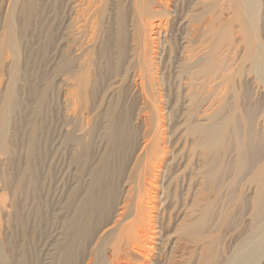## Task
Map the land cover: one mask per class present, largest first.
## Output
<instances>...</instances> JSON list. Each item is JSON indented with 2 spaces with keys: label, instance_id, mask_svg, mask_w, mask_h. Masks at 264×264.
Wrapping results in <instances>:
<instances>
[{
  "label": "bare ground",
  "instance_id": "6f19581e",
  "mask_svg": "<svg viewBox=\"0 0 264 264\" xmlns=\"http://www.w3.org/2000/svg\"><path fill=\"white\" fill-rule=\"evenodd\" d=\"M7 1L4 19L8 16L10 21L6 19L0 31V60L4 59L5 49L16 53L14 50L20 48L16 41L18 20L15 21L14 15L18 5L21 25L28 23L22 20L25 10L38 3L51 5L56 10L54 22L60 19L52 28L51 58L55 65L64 57L66 118L71 122L78 120L73 128L64 129L66 140H73L81 147L93 131L84 116L89 107L94 106L95 110L103 107L101 112L105 116L103 145L100 144L90 170L82 169L85 176H75L72 172L74 182L63 183L61 189L56 179L48 182L49 208L56 214L75 203L71 200L73 190L81 191V198L74 205L70 222L64 219L59 228L49 229V237L43 244L47 246L43 264H55L57 250L64 244L67 246L68 236L72 234L66 226L69 223L83 226L71 235L74 243L78 240L74 250L80 264H175L174 248L182 234L190 243L203 239L204 258L199 262L204 264H264V155L253 146L252 139L257 136L253 131L256 125L252 120L253 110L249 106L239 108L238 104L240 99L244 102L252 99V91L246 85L241 89L246 71L253 72L264 83V47L258 40L255 25L259 1L235 0L239 11L237 8L233 11L231 20L239 28L250 66L232 87L228 84V48H221L226 27L222 24L221 32H217L216 39L213 37L215 0H194L196 9L188 11L191 18L186 14L190 21L182 29L184 35L180 34L179 53L169 58L165 53L174 51L168 41L170 27L173 28L181 14L176 0ZM233 1L224 2L233 7ZM62 8L64 16L58 12ZM94 47L103 60L109 58L113 70L109 82L104 84L106 87L101 84L105 87L101 89V97L97 96L98 86L94 84L102 79L92 81L89 75L99 65L92 56ZM2 75L0 71V99L3 96L0 151L5 148L6 127L16 104L17 80L12 77L6 81ZM230 92L238 113L227 109ZM2 104L6 105L3 109ZM117 115L124 126L128 124L127 131L122 124L119 130L113 126L112 120ZM230 145L235 150L234 158L224 163L229 179L216 180L225 172L220 170L221 163H215L214 152L224 147L225 156ZM33 146V140L28 142L30 149ZM109 161L113 163L111 169L105 167ZM117 161L119 166L115 164ZM247 173L251 174L248 183L255 185L251 230L231 252L224 245L213 251L208 238L213 224L211 209L218 200L224 202L220 197L226 187L244 188ZM86 196L96 201L90 212L92 215L94 210L96 216L90 217L87 224L77 216L86 210L83 202ZM0 264H7L2 249Z\"/></svg>",
  "mask_w": 264,
  "mask_h": 264
},
{
  "label": "rangeland",
  "instance_id": "374dc122",
  "mask_svg": "<svg viewBox=\"0 0 264 264\" xmlns=\"http://www.w3.org/2000/svg\"><path fill=\"white\" fill-rule=\"evenodd\" d=\"M224 1L226 0L214 1L215 7L214 15L212 17L215 19H213L212 25H214L213 28L215 31L213 37L216 39V34L219 33L218 31L223 24V26L226 27L225 30H227L225 32L226 34L224 33V37L228 39L225 38L224 43L222 41L223 44L221 43V48L222 50H225V47L228 48L226 55V63L230 76L228 84L232 87V85L239 80V77L244 74V70L249 69L250 62L244 55L245 45L240 38L241 35L236 21L231 20L233 11H236L237 9L239 11V6L235 3V0L233 1V7H231L230 4L226 5L227 2ZM258 1L259 17L255 25L258 40L264 47V0ZM176 2L178 5V14H180V11L181 14L173 28L171 29L170 27L168 41L173 44L174 51L169 54L166 50L168 55L165 53V56L167 57L169 55L172 57L175 56L176 53H179L180 34L181 36L184 35L182 33L184 30L182 29L190 21L189 17L186 19V14L190 13L188 12L190 11V8L196 9L195 6H193L194 0H176ZM6 3L8 4L7 0H0V31L2 26L6 23V19H9L8 16L4 19V12L8 9ZM48 5L49 4L43 5L42 3H38L28 7L24 12V16L26 13L29 15L27 14L25 17L23 16L25 19L22 18L23 22H28L24 24L26 26L20 24V17H22V15H19L18 5L15 9V12H18H14V15L15 21L18 20L16 31L19 35L17 34L18 38H16V41L20 48H16L19 51L14 50L16 53L9 52V50L6 51L5 49L6 53H4V59L0 60V71L3 74L2 78L6 81L12 77L17 78L14 87V90L16 89V104H14L12 108L9 117L10 119L8 121L9 124L6 127L5 148L0 151V249L4 251L7 264H43L44 256L47 253L45 252L46 249H44V247L47 246L43 244L49 237V229L52 228L53 231V229L55 230V228H59V226H61L60 223H62L64 219H69L68 221L70 222V220H72L71 218H73L72 212L74 205H77V202L80 201L79 199L81 198V191L73 190L71 192V200H75V203L69 206L67 210L56 214L55 211H50L49 208L48 182L56 179L58 181V187L61 189L63 183L67 185L69 182H74V179H72L73 173L75 176H85L83 175L82 169L85 171L90 170L91 166L95 163V156L97 155L98 148L103 145V143L101 144V141L103 140L101 135L103 132L102 125L105 117L101 112L103 107H101V109L98 107L95 110V108H92L94 106H92L85 110L87 113H85L84 116L86 119H89L87 120L89 125L92 126L93 131H91L90 135L86 137L87 142L83 140L81 147L76 145L73 140H66L64 135V129L73 128V126L77 125L78 120L71 122V120L66 118V109L64 107V94L66 93L65 91H67L65 85L67 80L65 61L64 57L61 56L58 64L54 65L51 58L52 52H50L54 45L52 28H54L56 21L59 23L60 19H57L54 22L53 15L56 10L54 11V9L51 8V5ZM179 6L182 8L179 9ZM227 6H229V8ZM62 9H59L58 12L59 15L64 16V9ZM60 12H62V14ZM188 15L190 16V14ZM9 21L7 20V23ZM52 24L53 27L51 26ZM193 25H197V23L193 22ZM19 30H21V32ZM191 37L194 38V35ZM93 51L94 53L92 56L93 58L95 57V61L99 65L97 69L93 67V71L90 73L88 71L84 76H87L89 73L90 80L98 81L100 78L103 80L96 81L97 83L94 84L95 86H98L97 96L101 97L103 91L101 89L106 87L104 84L109 82L113 70L110 68L109 58H107L108 60L106 61L103 60V57L100 56V52H97L98 49L96 47H94ZM91 52L92 49L88 50L87 55L90 56ZM99 56L101 58H98ZM97 58L98 60H96ZM246 72L242 77L243 87H241V89L243 90L244 85H246L247 89L252 91V99L245 102L240 99L241 101L239 100L238 104L240 106L239 108H246L249 106L253 110L252 120H254L256 124L253 127V131L257 135L252 139L254 141L253 146H257L260 150L259 154L261 153V156H263L264 83L259 82L257 76L253 72ZM113 89L112 91H114ZM229 94L227 109H229L230 112L236 111L238 113L239 111L234 109L235 102L234 99H232V93L230 92ZM98 97L96 98L97 100L99 99ZM2 101L3 96L0 99V108ZM98 103L99 101L97 104ZM4 106L6 105L2 104V109ZM213 107H218V104L215 102ZM116 118H118V115ZM116 118H114L116 121L114 119L112 120V124L114 123L113 126H116L118 130L123 127L124 130H126V128L129 127L127 123L125 126L122 124L120 121L121 118H118L119 120ZM121 124L123 127H120ZM117 128H114L116 134ZM55 132H58L57 135ZM32 140L34 146L30 149L28 147V142ZM72 142L74 144H72ZM84 144L86 145V148L84 147ZM229 147L231 148H228L225 156L224 147L219 148L214 152L213 159L217 158L215 163H221L222 168L220 170L221 172H225L223 175L218 176L216 180L229 179L228 172L224 169V163L225 161L227 162L234 158L235 151L233 150V145H230ZM117 156L121 157L120 154H117ZM111 164L113 165L112 161H109L105 167L111 169ZM115 164L119 166L120 161ZM53 174L55 175L54 177H52ZM250 175L251 174L247 173L244 178V188L238 187L237 185H232L231 188L226 187V192L223 191L222 196L219 195L221 196V199L224 198V202L222 203V200H218L211 209L213 224L211 226L212 233L208 238L212 242L213 248L211 249L213 251L215 249L219 250L222 245H224V247H226L225 249L228 252H231L233 247L241 239L246 237L251 230L250 218L252 208H254L252 197L255 185L251 182L248 183ZM105 178V180L108 181L109 176H106ZM87 182H89V177ZM90 187L93 188V185ZM214 196L216 195H212V197ZM83 202L86 204V210L84 211V214L77 216L78 218L83 219L87 224V222L91 220L90 217L93 218V216H96L94 210L93 214L90 215L91 206H94L96 201L95 199L92 201L91 197L88 196ZM223 211L224 214L222 215ZM198 213L200 214L201 211L199 210ZM96 220L95 217V221ZM66 226L72 234L68 236L67 246L64 244L60 248L61 251L57 250L54 257V263L80 264L78 260L76 261L77 252L74 250L75 246H77L76 243L78 240L74 243L73 240H75V238L71 235H73L77 228L80 229L83 226L82 224L70 225V223L68 225L66 224ZM41 230L43 231L41 232ZM37 235H40V237ZM201 240L203 239L201 238ZM201 240L198 239V241L190 243L186 241V236L182 234L174 248V263L204 264V261L199 262L204 258V245ZM73 243L74 245L71 246ZM164 259L165 258H163L162 261L163 263Z\"/></svg>",
  "mask_w": 264,
  "mask_h": 264
}]
</instances>
